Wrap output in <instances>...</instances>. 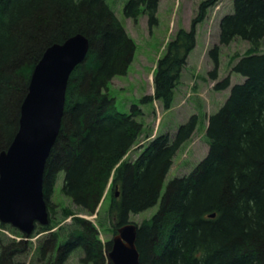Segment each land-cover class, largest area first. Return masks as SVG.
Masks as SVG:
<instances>
[{"label": "trees", "instance_id": "obj_1", "mask_svg": "<svg viewBox=\"0 0 264 264\" xmlns=\"http://www.w3.org/2000/svg\"><path fill=\"white\" fill-rule=\"evenodd\" d=\"M217 1H201L188 30L179 28L168 41L156 60L153 95L142 102L156 99L165 109L171 106L195 45V25ZM157 2L128 0L123 15L135 20L144 10L151 27L157 23ZM218 28L220 45L235 37L248 42L244 56L231 66L244 79L208 115L204 158L189 173L172 178L161 195L175 154L198 119L191 116L173 137L154 136L134 159L126 158L137 139L149 134L136 118L141 114L137 106L120 113L108 94L109 81L126 73L134 43L105 0H0V152L17 132L20 106L44 50L77 33L88 40L84 59L69 76L59 132L45 162L42 188L49 223L36 225L30 238L44 232L46 237L33 248L31 240L5 236L3 229L24 237L0 223V264H24L18 258L32 248L36 263L64 264L79 249V264H110L111 242L101 241L99 223L79 216L96 213L109 182L112 233L129 223V214L159 201L149 218L134 223L139 264H264V0H232V11ZM207 54L212 61L208 78L216 80L218 46ZM229 85L225 77L213 89ZM59 171L60 192L75 210L61 207L56 215L48 197Z\"/></svg>", "mask_w": 264, "mask_h": 264}, {"label": "rangeland", "instance_id": "obj_2", "mask_svg": "<svg viewBox=\"0 0 264 264\" xmlns=\"http://www.w3.org/2000/svg\"><path fill=\"white\" fill-rule=\"evenodd\" d=\"M203 0H158L155 17L157 23L151 27L147 23V14L144 10L135 20L125 18L123 8L128 0H105L115 16L125 26V31L134 43L132 60L124 75L115 76L108 83V94L115 100L117 111L130 113L133 105L141 111L137 120L143 124L149 137L141 135L135 145L127 153V159H134L141 151V147L154 136L168 133L172 136L181 124L188 122L191 116H197V125L190 139L176 152L172 165L165 176L160 194L164 192L167 183L175 177L189 173L192 168L207 153L205 126L207 115L215 113L229 94L230 87L241 83V75L231 71V66L240 57L244 56L249 48L248 42L235 37L228 44H218V23L220 18L232 11V0H218L206 10L203 20L195 25V45L189 53L187 63L183 68L179 82L173 90L171 106L165 109L159 100L141 99L153 95V73L156 60L160 58L179 28L188 30L191 20L198 13L199 3ZM142 9V8H141ZM213 46H218L217 79L210 80L207 72L212 63L207 52ZM225 77H229L230 85L223 90H214L213 85ZM173 137V136H172ZM63 172L59 171L52 186L48 201L56 215L61 207H70L75 210L71 201L60 192ZM108 185L107 194H104L95 215L79 214L93 222L99 223V237L101 241L111 240L110 220L107 211L111 202V186ZM154 206L137 214H129L128 221L139 225L149 218L158 207ZM68 221V220H67ZM114 222V221H113ZM112 227V226H111ZM113 228V227H112ZM5 236L15 235L9 229L2 230ZM17 236V235H15ZM46 237V233H38L32 237L33 248ZM31 249L26 256L18 259L24 264H43L45 260L35 262V249ZM79 249L72 251L64 264H79Z\"/></svg>", "mask_w": 264, "mask_h": 264}, {"label": "water", "instance_id": "obj_3", "mask_svg": "<svg viewBox=\"0 0 264 264\" xmlns=\"http://www.w3.org/2000/svg\"><path fill=\"white\" fill-rule=\"evenodd\" d=\"M87 50L88 40L79 33L44 50L20 106L17 132L0 152V223L25 239L36 224L49 223L42 188L45 162L59 132L69 76ZM136 228L130 222L117 228L107 254L110 264H139Z\"/></svg>", "mask_w": 264, "mask_h": 264}]
</instances>
